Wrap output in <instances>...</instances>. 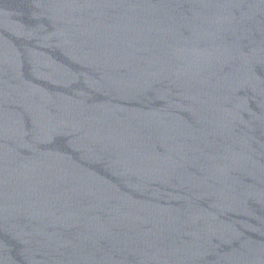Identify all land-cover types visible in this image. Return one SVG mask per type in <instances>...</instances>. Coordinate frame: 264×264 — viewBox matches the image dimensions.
Here are the masks:
<instances>
[{
  "label": "water",
  "instance_id": "1",
  "mask_svg": "<svg viewBox=\"0 0 264 264\" xmlns=\"http://www.w3.org/2000/svg\"><path fill=\"white\" fill-rule=\"evenodd\" d=\"M0 264H264V0H0Z\"/></svg>",
  "mask_w": 264,
  "mask_h": 264
}]
</instances>
